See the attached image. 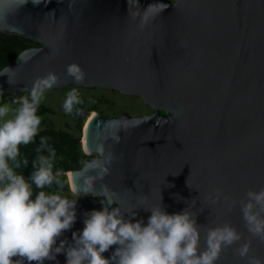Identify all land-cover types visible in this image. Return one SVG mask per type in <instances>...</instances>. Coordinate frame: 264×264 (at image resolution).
<instances>
[{
	"label": "water",
	"instance_id": "obj_1",
	"mask_svg": "<svg viewBox=\"0 0 264 264\" xmlns=\"http://www.w3.org/2000/svg\"><path fill=\"white\" fill-rule=\"evenodd\" d=\"M0 32L38 43L0 69V93L31 91L51 72V88L117 89L154 110L94 111L81 143L96 158L70 170L77 218L57 246L71 245L85 214L103 209L90 198L98 195L145 225L152 208L187 210L200 251L210 230L231 226L240 239L216 264H264V238L242 212L247 193L264 189V0H0ZM71 64L83 82L67 74ZM94 161L100 167L88 168ZM44 264H66V252Z\"/></svg>",
	"mask_w": 264,
	"mask_h": 264
},
{
	"label": "clouds",
	"instance_id": "obj_2",
	"mask_svg": "<svg viewBox=\"0 0 264 264\" xmlns=\"http://www.w3.org/2000/svg\"><path fill=\"white\" fill-rule=\"evenodd\" d=\"M66 72L76 82L85 78L76 64L68 65ZM57 79V74L50 72L35 82L30 98L23 96L15 102L16 108L0 106V264H20L21 260L44 264L61 252H66V264H216L222 247L240 239L231 226L210 230L207 248L200 251L198 226L187 210L169 214L162 207L152 208L145 225L142 220L125 219L119 206L110 210L113 203L117 204L110 197L107 203L103 201L102 210L85 214V226L82 232L73 233L71 245L66 247L67 241L63 240L57 246L58 238L76 221L77 199L43 190L53 184L63 188L61 172L53 171L56 151L49 146L47 137H41L37 151L46 149L48 155L37 157L31 182L16 171L21 167L20 146L34 142L39 132L42 117L37 112L44 91ZM81 104L83 100L73 88L66 95L63 110L68 115H80L82 110L77 106ZM23 164L27 166L28 161ZM87 167L98 168L100 163L94 161ZM106 172L103 168L101 177ZM33 184L41 189L35 198ZM71 191L77 195L75 187ZM86 191H91V181ZM104 192H108L107 187ZM247 198L242 203L243 218L250 232L264 238V216L260 215L264 213V189L250 190ZM113 246L115 251L106 257L104 253ZM247 252L248 245L239 249L241 257ZM255 264L262 262L257 259Z\"/></svg>",
	"mask_w": 264,
	"mask_h": 264
},
{
	"label": "rangeland",
	"instance_id": "obj_3",
	"mask_svg": "<svg viewBox=\"0 0 264 264\" xmlns=\"http://www.w3.org/2000/svg\"><path fill=\"white\" fill-rule=\"evenodd\" d=\"M37 45L38 43L33 40L0 32V69L14 63L17 55L23 49ZM73 88L78 90L83 100V104L77 106L82 110L80 115H77L75 112L68 115L63 110L66 95ZM30 93L31 91L0 93V106L7 104L11 108H16L18 105L15 102L23 96H29L30 98ZM94 111H98L106 116H117L123 112L132 116L154 112L142 100L141 96L123 94L117 89L80 85H66L46 89L37 112L42 117L39 132L34 142L20 146L19 160L21 167L16 169V171L23 174L31 182L30 177L34 170L33 164L36 162L37 157L39 155H48L46 149L43 152L37 151L41 137H47L49 146L56 151V158L53 161V171L61 172L59 179L63 184V188L60 189L57 185L53 184L51 187L43 190L49 194L59 191L61 195L67 197L69 200L77 198L78 195L72 194V187L67 172L81 167L87 159L96 158V155L87 154L83 150L81 143L84 122ZM24 160L28 161L27 166H24ZM40 190L35 188L33 184V198H35V195ZM90 198L92 200L106 201L108 197L91 195Z\"/></svg>",
	"mask_w": 264,
	"mask_h": 264
},
{
	"label": "bare ground",
	"instance_id": "obj_4",
	"mask_svg": "<svg viewBox=\"0 0 264 264\" xmlns=\"http://www.w3.org/2000/svg\"><path fill=\"white\" fill-rule=\"evenodd\" d=\"M27 39H28V38H27ZM94 113H95V112H92V113L86 118V120H85V122H84V125H83V131H82V136H81L82 141H84V134H83V132L85 131L86 126H87V123H88V121L90 120V118L93 116ZM67 174H68V176H69V175H70V171L67 172Z\"/></svg>",
	"mask_w": 264,
	"mask_h": 264
}]
</instances>
